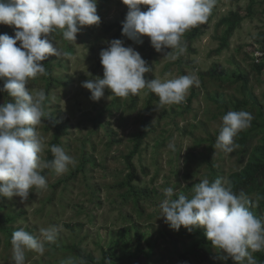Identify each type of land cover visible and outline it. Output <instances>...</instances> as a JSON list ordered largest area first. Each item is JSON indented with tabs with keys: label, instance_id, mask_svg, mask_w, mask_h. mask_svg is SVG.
I'll list each match as a JSON object with an SVG mask.
<instances>
[{
	"label": "rangeland",
	"instance_id": "374dc122",
	"mask_svg": "<svg viewBox=\"0 0 264 264\" xmlns=\"http://www.w3.org/2000/svg\"><path fill=\"white\" fill-rule=\"evenodd\" d=\"M127 11L122 0H97L100 23L81 27L75 42L65 39L60 30L51 34L62 54L49 56L46 74L29 79L26 87L33 92L43 89L47 97V115L36 127L45 139L42 159L53 133L45 125L53 119L65 122L66 135L59 146L76 164L64 174L54 169L45 174L47 188L30 189L27 200L0 196V264H14V231L24 228L39 236L40 229L50 225L62 226L55 242L46 243L42 255L26 250L25 264H61L69 257L80 264L76 250L86 257L85 264H237L212 248L203 228L192 237L185 235L189 229L170 228L160 217V204L166 187L190 194L204 178L226 180L247 162L264 159V0H216L208 20L196 26L198 32L184 33L181 42L186 50L176 60L165 59L173 50L155 51L146 36L141 37L143 43L126 42L121 33ZM233 12L241 20L225 48L215 52L226 31L219 22ZM14 32L9 26L1 34L14 36ZM114 39L146 61L151 69L146 80L194 74L198 85L179 104L161 105L147 89L127 97H116L106 89L104 97L94 101L82 84L103 78L99 54ZM213 65L226 75L205 76ZM3 83L0 80V88ZM149 100L150 123L131 157L135 178L128 184L126 156ZM7 102L12 98L0 92V104ZM240 110L251 113L252 120L234 137L239 147L231 153L216 149L223 115ZM169 143H174L175 151ZM248 197L250 210L264 218L255 194ZM257 253H251L255 259Z\"/></svg>",
	"mask_w": 264,
	"mask_h": 264
},
{
	"label": "clouds",
	"instance_id": "9594fccd",
	"mask_svg": "<svg viewBox=\"0 0 264 264\" xmlns=\"http://www.w3.org/2000/svg\"><path fill=\"white\" fill-rule=\"evenodd\" d=\"M128 11L122 23V35L137 43L148 37L157 52L171 49L165 59L176 60L186 50L181 38L192 27L203 24L215 6L216 0H122ZM141 5L147 6L142 10ZM97 0H0V24L13 26L14 36L0 34V80L12 102L0 104V196H18L27 200L30 189L47 188L42 169H54L57 174L69 171L76 160L64 148H50L53 159H42L45 139L36 127L46 117L43 89L31 91L29 79L45 75L41 62L61 51L50 39L60 30L65 39L76 40L81 27L98 25ZM20 46H17V42ZM103 78L88 79L82 87L99 101L106 89L116 97H127L147 89L159 98V103L179 104L198 77L181 75L172 79L146 80L151 69L132 47L114 39L100 52ZM90 75V74H89ZM49 117V116H48ZM251 113L229 111L223 115L215 148L231 153L239 147L234 137L247 129ZM169 149L175 151L174 143ZM165 199L160 204L161 216L170 228L191 230L203 228L212 248L225 254L237 264H257L252 252L264 251V218L250 210L252 201L241 191H232L227 180L204 178L191 188L190 194L178 192L172 186L163 189ZM62 226L41 228L34 236L24 228L12 233L11 245L14 264H25L26 250L39 254L46 251V243L55 242ZM251 250V251H249ZM61 264H76L69 257ZM80 264H85L80 261Z\"/></svg>",
	"mask_w": 264,
	"mask_h": 264
},
{
	"label": "trees",
	"instance_id": "16d2710c",
	"mask_svg": "<svg viewBox=\"0 0 264 264\" xmlns=\"http://www.w3.org/2000/svg\"><path fill=\"white\" fill-rule=\"evenodd\" d=\"M238 1V0H233ZM240 17L237 12L229 13L228 17L225 19H221L219 24L226 25V31L225 36L222 40V43L218 46V49L215 52H218L221 48H225V42L227 41V38L229 35L233 33V31L236 29L237 25L240 22ZM117 26V25H116ZM197 26V25H196ZM194 26L189 30H192V36L195 35V33L198 32L197 27ZM9 28V25L0 24V34L5 32ZM194 28V29H193ZM132 40L126 39V42H131ZM44 64L45 69H49L50 66L46 60L41 62ZM47 73V79H48ZM205 76L207 77H224L226 75V71L222 69L218 65H213L210 69H208L205 73ZM49 80V79H48ZM151 99V98H150ZM151 100H149L143 123L141 125V128L139 130V134L134 142L132 151L129 155L126 156V165L128 169L127 173V183L130 184V182L135 178V170L131 163V157L133 154H135L141 144V140L145 136V129L149 127L150 123V117H151ZM46 130H51L52 133V139L48 144V149L46 151L45 160L51 161L54 157L53 154L50 151L51 146L53 145H59L60 139L66 135L67 127L65 126V122H56L53 119H48L45 125ZM264 152V148L262 150ZM52 169H43L42 175L44 176L48 172H50ZM226 180L229 182V185L231 186V189L234 193L239 194L241 191H243L247 196L250 194H255L256 196V203L257 208L264 210V159L261 162H253L249 161L247 162L239 171L234 172L230 174ZM136 190V189H134ZM144 194V193H142ZM252 205V204H251ZM251 208V206H250ZM199 232V228L193 227L190 231L185 233L187 237L195 236ZM76 254L81 258V260L86 257H84L83 253L80 255L79 250L75 251ZM256 261L257 264H264V251H260L256 254ZM88 258V257H87ZM82 260V261H83Z\"/></svg>",
	"mask_w": 264,
	"mask_h": 264
}]
</instances>
